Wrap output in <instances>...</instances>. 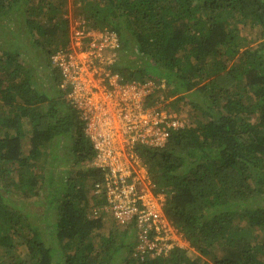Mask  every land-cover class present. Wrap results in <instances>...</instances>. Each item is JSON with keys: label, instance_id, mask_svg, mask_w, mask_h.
<instances>
[{"label": "trees", "instance_id": "1", "mask_svg": "<svg viewBox=\"0 0 264 264\" xmlns=\"http://www.w3.org/2000/svg\"><path fill=\"white\" fill-rule=\"evenodd\" d=\"M74 2L86 23L119 36L113 71L161 81L149 103L172 98L187 116L140 153L188 247L141 258L133 224L94 216L105 198L88 186L102 175L81 167L94 152L51 60L70 43L69 0H0V106H16L0 114V264H264V0ZM240 24L257 33L255 47ZM61 163L77 166L75 177L60 176Z\"/></svg>", "mask_w": 264, "mask_h": 264}, {"label": "built area", "instance_id": "2", "mask_svg": "<svg viewBox=\"0 0 264 264\" xmlns=\"http://www.w3.org/2000/svg\"><path fill=\"white\" fill-rule=\"evenodd\" d=\"M73 25L69 46L53 53L51 60L62 73L60 87L68 88L65 98L92 145L94 155L87 165L102 175L92 195L104 197L105 204L93 209L94 216L105 211L120 226L133 224L141 258L187 248L165 212L167 193L156 190L140 153L143 146L164 145L185 119L169 106L172 98L149 103L161 81L125 80L113 71L120 47L117 33L84 19Z\"/></svg>", "mask_w": 264, "mask_h": 264}, {"label": "rangeland", "instance_id": "3", "mask_svg": "<svg viewBox=\"0 0 264 264\" xmlns=\"http://www.w3.org/2000/svg\"><path fill=\"white\" fill-rule=\"evenodd\" d=\"M76 2H74V0H69V3H68V11H67V15H68V17H69V21H70V23L72 24V26H74L73 25V23H74V21H76V20H80L81 19V16L80 15H78L77 14V11L75 10V7H76ZM12 14H13V12H11ZM12 17V18H11ZM11 17H10V14L9 15H7L6 17H5V20L7 21V22H11L9 25H10V27H13L15 24H14V16H12L11 15ZM78 18V19H77ZM17 19V18H16ZM22 19H20L19 20V22H18V27L20 28V29H22V31H21V39H20V41L21 42H25L26 44H28L29 43V37L31 38V34L29 33V32H27V30H26V26H25V24L22 22ZM251 26L250 25H242V24H240V29H241V33L244 35V37L246 38V40H247V42H246V46L245 47H255L256 45V43H257V41H258V36H257V33H255V31H252L251 30V28H250ZM19 40V39H18ZM257 40V41H256ZM13 45H9V47H12ZM15 46V45H14ZM8 47V46H7ZM17 47V46H16ZM7 50L9 49V48H6ZM20 56H19V60L20 61H23V60H25V61H27V62H30L31 60H30V57L28 56V54L25 52V50H24V48H20ZM2 55V52H0V56ZM27 64H30V63H25V65H27ZM43 68H45V66L42 64L41 65ZM37 67V66H36ZM42 68V69H43ZM44 70V69H43ZM37 77H38V79H39V81H41V82H44L45 81V84L44 85H46V86H48L49 85V83H47V81H46V75H45V73L43 72V71H37ZM159 85V84H158ZM43 86V85H42ZM4 102V101H3ZM190 105H188V109L190 108L189 107ZM42 109H44L43 110V112H45L46 111V109L44 108V107H42V108H40V110H42ZM16 110V106H15V104H13L11 107L10 106H7V105H3V103H2V106H0V114L2 115V114H5V115H11L14 111ZM202 111V110H201ZM197 114V112L195 111V113L194 114H192L191 116H190V119H192V120H194V115H196ZM186 114H183V115H181L182 117H184ZM57 116H60L59 114L57 115ZM187 118V116L185 117V119ZM66 140H68L67 138H64V141H66ZM62 153L63 152H65V148H63L62 147V151H61ZM88 163H82V168L83 169H85L87 166ZM58 169H59V175L60 176H62V174L63 175H70V177L72 178V177H75V171L78 169V167L77 166H73L72 165V163H68V165H63V163H61V165H59L58 166ZM67 169H70V170H67ZM81 169V168H80ZM79 169V170H80ZM57 182V184L58 185H62V182L60 181V179L59 180H57L56 181ZM90 189H91V195H92V187H90V184H89V186H88ZM43 190V189H42ZM42 190H41V192H42ZM44 190H46V185L44 186ZM44 192H46V191H44ZM43 192V195H46L45 193ZM259 233H261L262 235H264V231H261V232H259ZM184 244H185V247H188L187 245V242L185 241L184 242ZM189 252H188V255L190 256V257H195L196 255H197V252H195L193 249H190V250H188Z\"/></svg>", "mask_w": 264, "mask_h": 264}, {"label": "bare ground", "instance_id": "4", "mask_svg": "<svg viewBox=\"0 0 264 264\" xmlns=\"http://www.w3.org/2000/svg\"><path fill=\"white\" fill-rule=\"evenodd\" d=\"M78 19V18H77Z\"/></svg>", "mask_w": 264, "mask_h": 264}]
</instances>
